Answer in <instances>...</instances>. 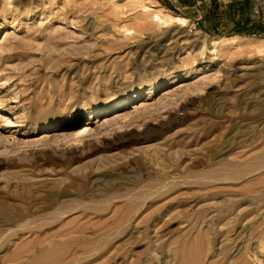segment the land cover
Segmentation results:
<instances>
[{
  "label": "rangeland",
  "instance_id": "1",
  "mask_svg": "<svg viewBox=\"0 0 264 264\" xmlns=\"http://www.w3.org/2000/svg\"><path fill=\"white\" fill-rule=\"evenodd\" d=\"M7 1L0 264H264V0Z\"/></svg>",
  "mask_w": 264,
  "mask_h": 264
},
{
  "label": "bare ground",
  "instance_id": "2",
  "mask_svg": "<svg viewBox=\"0 0 264 264\" xmlns=\"http://www.w3.org/2000/svg\"><path fill=\"white\" fill-rule=\"evenodd\" d=\"M5 1V0H4ZM7 1V0H6ZM9 1V0H8ZM7 1V2H8ZM152 7V6H151ZM142 11L143 13L145 14H148L149 17H152L151 19H153L154 22H156L158 25L161 24L162 26L164 25H169V24H176V25H180V26H184L185 24H187V19L182 17V16H179V15H172L169 13H165V12H160V11H157V10H154L150 7H147V6H142ZM142 13V12H141ZM9 34H5V37L6 38ZM235 39V38H234ZM248 39V42L250 40H252V38H247ZM255 40V39H254ZM259 41V48H264V38H261V39H258ZM229 42V41H228ZM235 44V42L233 43ZM242 43H239L237 45H239L241 47ZM251 44V43H250ZM216 45V44H215ZM232 46V45H231ZM217 47H218V43H217ZM247 47V46H246ZM217 50V49H216ZM218 52V51H217ZM262 52V51H261ZM185 84L181 85V86H184ZM156 86V85H155ZM180 86V87H181ZM186 86V85H185ZM154 87V86H153ZM179 87V88H180ZM151 88V87H150ZM154 90V89H153ZM172 91L174 90H171V89H165L162 93V96H165L167 97V95H170L172 93ZM152 93V92H151ZM126 105V101L123 100L117 104H115L113 107H111L110 109L106 110L105 112V115L101 118H97L96 119V122L97 123H100V124H104V123H107L109 122L110 120L118 117L119 115L117 114L118 111L122 110V108H124V106ZM134 107H132V109H140L142 107H146L147 106V102L145 100H140L138 103H136L135 105H133ZM112 112V113H111ZM117 114V115H116ZM89 132V128H87L86 126L78 129L75 133V138H80V137H83L84 135H86L87 133ZM49 133H43L42 137L40 139H43V138H47L49 137L48 136ZM3 215V210L0 209V216ZM13 216V215H12ZM3 217V216H2ZM1 218V217H0ZM7 218V217H6ZM4 219V218H3ZM2 220V218H1ZM6 220V219H5ZM4 220V221H5ZM7 221V220H6ZM8 221H9V218H8ZM11 221V220H10ZM9 221V222H10ZM263 237V236H262ZM259 262V261H258Z\"/></svg>",
  "mask_w": 264,
  "mask_h": 264
}]
</instances>
